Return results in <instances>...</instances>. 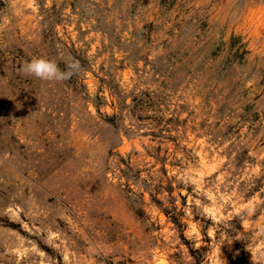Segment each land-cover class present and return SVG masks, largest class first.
Instances as JSON below:
<instances>
[{"label": "rangeland", "instance_id": "374dc122", "mask_svg": "<svg viewBox=\"0 0 264 264\" xmlns=\"http://www.w3.org/2000/svg\"><path fill=\"white\" fill-rule=\"evenodd\" d=\"M222 261L264 264V0H0V264Z\"/></svg>", "mask_w": 264, "mask_h": 264}, {"label": "clouds", "instance_id": "9594fccd", "mask_svg": "<svg viewBox=\"0 0 264 264\" xmlns=\"http://www.w3.org/2000/svg\"><path fill=\"white\" fill-rule=\"evenodd\" d=\"M63 63L65 68L61 69L59 63L54 59L34 57L22 64L19 72L41 81L58 83L68 81L73 76L79 75L82 72L80 62L71 56L64 58ZM221 264H225V262L222 261Z\"/></svg>", "mask_w": 264, "mask_h": 264}]
</instances>
